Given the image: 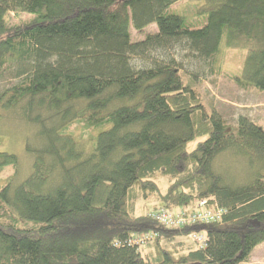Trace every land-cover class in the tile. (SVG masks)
I'll return each mask as SVG.
<instances>
[{
	"label": "trees",
	"instance_id": "trees-1",
	"mask_svg": "<svg viewBox=\"0 0 264 264\" xmlns=\"http://www.w3.org/2000/svg\"><path fill=\"white\" fill-rule=\"evenodd\" d=\"M177 1L0 0V80L14 65L19 77L0 105L28 117L39 107L62 111L63 121L85 118L96 132L88 151L54 126L42 130V148L27 146L32 174L0 187V264H241L264 241V128L243 115L229 128L175 59L133 62L178 46L203 58L244 49L238 79L264 90V0H204L200 27L169 12ZM19 10L33 17L10 24L7 14ZM152 23L156 32L132 40L131 25ZM77 100L79 112L64 107ZM225 152L243 156L251 174L226 180L215 167ZM18 162L0 151V169ZM153 193L156 208L194 210L206 200L227 211L216 222L166 226L147 208L137 212L136 200ZM149 231L158 235L146 247L127 243ZM192 232L205 234L204 247L166 244Z\"/></svg>",
	"mask_w": 264,
	"mask_h": 264
},
{
	"label": "rangeland",
	"instance_id": "rangeland-1",
	"mask_svg": "<svg viewBox=\"0 0 264 264\" xmlns=\"http://www.w3.org/2000/svg\"><path fill=\"white\" fill-rule=\"evenodd\" d=\"M205 3L204 0H178L172 4L169 12L183 15L193 27H200L206 22V13L200 12ZM32 17V14L20 10L7 14L10 24L20 23ZM157 30L155 23L143 29H136L131 25L132 40H141L147 33H154ZM245 53L244 49H223L215 57L203 58L189 49L178 46L177 49L155 50L146 56H135L133 62L136 65L147 66L153 63L154 59L163 62L171 58L175 59L181 68L185 84L195 88L207 110L219 115L229 128L237 126L241 115L250 118L264 128V90L243 85L239 81L243 72ZM16 68L17 65H14L4 73L0 80V92L19 80L16 76ZM68 106L71 107L73 113L79 112L85 106V102L77 100L64 107ZM105 112L100 111L97 114L103 115ZM63 114L62 111L39 107L34 109L28 117L25 116L24 108L20 105L16 107L0 105V151L15 153L19 159L17 165H9L0 169V187L8 182L13 185L19 184L32 174L35 157L28 151L27 146L40 149L46 144V139L41 135L44 127H57L60 132L72 136L78 147L87 151L91 150L96 132L87 125L85 118L67 117L63 121ZM198 141L191 142L188 149H193ZM50 159L48 157L47 162ZM243 159L241 155L225 152L216 158L215 167L225 173L226 180H240L252 172L248 161ZM156 179L163 187L166 185L165 177L157 176ZM50 181L53 183L59 181L57 166L51 172ZM136 205L138 213L143 207L150 212L160 205V201L158 195L153 193L148 197H139ZM20 223L27 227L33 225L32 222L24 220ZM194 243L196 241H193L190 235L178 237L173 242H166L168 246H179L185 251L193 247ZM241 264H264V241L255 246L247 261Z\"/></svg>",
	"mask_w": 264,
	"mask_h": 264
},
{
	"label": "built area",
	"instance_id": "built-area-1",
	"mask_svg": "<svg viewBox=\"0 0 264 264\" xmlns=\"http://www.w3.org/2000/svg\"><path fill=\"white\" fill-rule=\"evenodd\" d=\"M227 211L224 207L209 208L206 200L199 202L198 208L194 210L179 209L172 211L164 207H159L151 210L149 216L163 225L181 227L186 223L196 222H216L220 221ZM157 233L153 231L142 234L133 233L127 240L129 245L137 246L139 248L146 247V245L157 237ZM190 238L196 241L199 247L206 245V237L202 232H192Z\"/></svg>",
	"mask_w": 264,
	"mask_h": 264
}]
</instances>
